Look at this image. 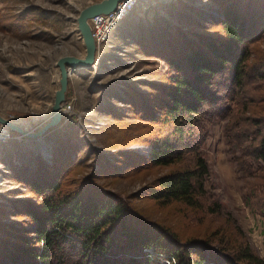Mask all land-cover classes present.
<instances>
[{
	"label": "rangeland",
	"instance_id": "rangeland-1",
	"mask_svg": "<svg viewBox=\"0 0 264 264\" xmlns=\"http://www.w3.org/2000/svg\"><path fill=\"white\" fill-rule=\"evenodd\" d=\"M98 1L0 0L2 114L20 121L37 119L42 125L49 119L60 87L56 62L66 54L85 55L77 17L81 9ZM261 9L264 14V5ZM222 16L215 0L137 3L98 47L95 66L71 74L68 101L72 110L64 114L66 119L43 138L21 142L24 148L19 154L4 151L11 148L9 141L0 143V235L5 237L6 230L25 222L16 214L15 201L32 195L19 191L25 189L14 174L26 164H51L54 155L57 159L67 155L81 161L70 177L90 176V182L103 191L129 199L147 226L158 224L181 241L205 239L221 250L223 244L244 241L264 257V169L241 165L248 157H242L240 146L231 141L226 127L229 119L208 127L201 150L210 173L198 206L156 201L142 191L178 164L149 163L152 140L160 126L139 117L130 99L156 98L158 92L150 83L165 84L176 73L163 58L165 44L182 49L187 36L192 40L201 34L217 36ZM262 29L251 44L249 69L264 71V24ZM252 79L250 88L253 84L257 88L251 95L264 106V80Z\"/></svg>",
	"mask_w": 264,
	"mask_h": 264
},
{
	"label": "trees",
	"instance_id": "trees-1",
	"mask_svg": "<svg viewBox=\"0 0 264 264\" xmlns=\"http://www.w3.org/2000/svg\"><path fill=\"white\" fill-rule=\"evenodd\" d=\"M215 2L223 15L218 35L187 36L182 49L165 44L163 58L176 73L165 84L150 83L156 98L130 99L139 117L160 126L149 163L178 164L142 190L156 201L198 206L210 173L201 148L208 127L219 120L229 119L231 141L248 157L241 165L264 169V115L258 114L264 106L251 95L256 85L250 88L252 78L264 80V71L248 68L251 44L263 31L264 0ZM55 158L14 174L25 189L19 191L32 195L15 201L25 222L0 235V264H264L244 241L221 245L225 252L211 241H181L158 224L147 226L129 199L103 191L90 176L70 177L81 161Z\"/></svg>",
	"mask_w": 264,
	"mask_h": 264
},
{
	"label": "water",
	"instance_id": "water-1",
	"mask_svg": "<svg viewBox=\"0 0 264 264\" xmlns=\"http://www.w3.org/2000/svg\"><path fill=\"white\" fill-rule=\"evenodd\" d=\"M122 0H101L87 5L80 10L77 17L78 29L85 45L84 56L66 54L58 58L56 65L60 69V87L55 92L51 114L42 127L29 128L19 122L12 120L0 112V123L8 126L12 131L26 138H43L52 128L62 122L64 112L63 103L67 101L69 89V79L71 74L79 68L94 67L99 60L98 45L93 36L92 27L89 20L100 14H109L114 11Z\"/></svg>",
	"mask_w": 264,
	"mask_h": 264
},
{
	"label": "built area",
	"instance_id": "built-area-1",
	"mask_svg": "<svg viewBox=\"0 0 264 264\" xmlns=\"http://www.w3.org/2000/svg\"><path fill=\"white\" fill-rule=\"evenodd\" d=\"M152 0H122L119 2L117 8L109 14H100L89 20L93 36L96 39L98 47L107 41L118 23L133 9L139 2H149ZM64 114L70 113L72 110L71 103L67 100L63 103ZM16 120L14 117H10ZM13 138L12 130L0 123V143H7Z\"/></svg>",
	"mask_w": 264,
	"mask_h": 264
},
{
	"label": "crops",
	"instance_id": "crops-1",
	"mask_svg": "<svg viewBox=\"0 0 264 264\" xmlns=\"http://www.w3.org/2000/svg\"><path fill=\"white\" fill-rule=\"evenodd\" d=\"M116 28V27H115ZM2 113V112H1ZM17 122H19L20 124H22L25 127H29V128H37L40 127V125H42V121H39L37 119H29V120H24V121H20L18 120ZM14 131H12L13 133ZM42 139H40L39 141H41ZM27 141H31L30 138H26L20 134L17 133V135H14L13 133V138L9 141L10 143L7 144V146L9 145L11 148L7 147V151L4 150L6 153L7 152H12L14 153H20V149H23L24 146H21V142H27ZM5 145V144H4ZM5 148V146L3 147V149ZM10 149V150H8Z\"/></svg>",
	"mask_w": 264,
	"mask_h": 264
}]
</instances>
